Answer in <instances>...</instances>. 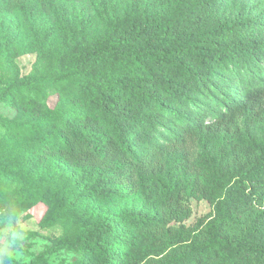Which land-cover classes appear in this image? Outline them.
I'll return each instance as SVG.
<instances>
[{"label":"trees","instance_id":"16d2710c","mask_svg":"<svg viewBox=\"0 0 264 264\" xmlns=\"http://www.w3.org/2000/svg\"><path fill=\"white\" fill-rule=\"evenodd\" d=\"M34 209L27 264H264V0H0V220Z\"/></svg>","mask_w":264,"mask_h":264},{"label":"rangeland","instance_id":"374dc122","mask_svg":"<svg viewBox=\"0 0 264 264\" xmlns=\"http://www.w3.org/2000/svg\"><path fill=\"white\" fill-rule=\"evenodd\" d=\"M80 5V4H78ZM84 7L85 4L83 5ZM13 23L19 24V19L14 15L9 18ZM34 61L32 55H25L15 60L20 73L26 74ZM54 103V98L49 100V104ZM4 113L7 111L3 110ZM128 204V201L112 202L108 206L113 209H121ZM192 207V216L187 221L191 223L205 214L209 209L205 202H190ZM30 218H24L21 214L16 218H5L0 220V264H27L35 255L39 254L43 247L49 243V238L59 233L57 229L40 230L36 225V220L40 215L39 210H31ZM22 226V227H21ZM70 255L59 254L46 256L41 259L46 264H63Z\"/></svg>","mask_w":264,"mask_h":264},{"label":"clouds","instance_id":"9594fccd","mask_svg":"<svg viewBox=\"0 0 264 264\" xmlns=\"http://www.w3.org/2000/svg\"><path fill=\"white\" fill-rule=\"evenodd\" d=\"M22 227V226H21Z\"/></svg>","mask_w":264,"mask_h":264}]
</instances>
